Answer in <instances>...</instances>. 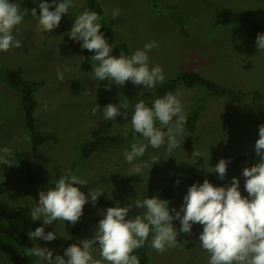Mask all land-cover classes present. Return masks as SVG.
Listing matches in <instances>:
<instances>
[{
  "label": "rangeland",
  "instance_id": "374dc122",
  "mask_svg": "<svg viewBox=\"0 0 264 264\" xmlns=\"http://www.w3.org/2000/svg\"><path fill=\"white\" fill-rule=\"evenodd\" d=\"M38 5L41 0H34ZM20 5L21 0H11ZM51 3V0H48ZM104 16L99 22L113 28V44L123 48L125 54L155 40L159 47L149 53L150 66L160 65L164 70L162 84L178 76L182 69L199 72L210 80L225 87L243 91L264 93V52L257 49L255 38L249 28L240 23H217L218 18L247 19L260 25L264 30V0H100ZM88 8L87 0H74V7L68 15H62L58 28L52 32L38 31L35 19L24 17L19 26L21 31L14 33L23 41L21 48L9 52H0V69L7 67L21 68L23 77L30 82H42L35 92L37 108L35 122L37 127L46 132L55 133L58 141H51L35 149L30 133L25 124V111L22 93L5 78L0 77V152L9 149L7 158L10 165L0 164V206L8 211L19 205H27L31 210L39 201V191L52 187L62 173L75 166L74 172L85 178L86 185H77L88 195L93 188L103 191L98 199H103L113 206L131 203L134 199L158 196L167 200L170 209H180L183 196L192 184L185 183L174 194L166 193V188L181 178L193 177L211 170L221 158L226 161L254 150L258 139L259 125L264 123V99L253 101L248 96L241 101L216 96L208 88L197 85L189 87L179 85L173 94H178L186 117L195 109L201 108L195 131L185 128L179 137L180 147L172 154L166 146L154 149L148 146L145 156L136 163L146 162L139 180L125 181L127 170L123 150L130 148V143L121 145L102 144L86 159H81L85 142L100 134L122 135L124 127L131 128L130 117L126 120L118 116L115 121L103 119L102 102L108 101L119 105L127 102L129 111L139 100L148 102L162 84L153 89L143 85H134L131 81L124 86L115 83L111 90H105L107 79L97 81L91 70H83L79 57L85 51L79 42L67 35L76 15ZM119 8L121 15L113 19L111 11ZM112 55L120 52L112 50ZM57 68L64 71L65 80L57 79ZM65 69H67L65 71ZM99 104L101 111L91 114V108ZM159 127V123L157 122ZM144 143L146 140L139 139ZM205 153L194 164H189L194 149ZM19 155V156H18ZM158 161L152 163V158ZM23 161L32 170L30 179ZM244 163L237 168H230L224 185L230 184L233 176L240 180V191L244 190V167L257 163ZM205 166V167H204ZM200 170H197V169ZM199 181L198 183H202ZM221 186L219 183H213ZM107 207L85 204L83 215L73 226L68 222L54 221L43 225V221H34L32 231L43 226L45 232H55L57 238L67 241L74 228H80L77 243L95 234V227ZM133 208L129 217L140 213ZM177 229L178 242H193V247L177 243L175 248H168L158 254L150 247V264H208L209 255L198 241L202 226L194 224L191 235L180 233V223L173 221ZM48 247L56 254L63 255L52 243L42 239H29L16 250L23 251L33 245ZM151 245V241H150ZM94 258L99 259V248L92 249ZM66 258V257H65ZM0 264H47L36 257L28 263L9 259L7 252L0 251Z\"/></svg>",
  "mask_w": 264,
  "mask_h": 264
},
{
  "label": "clouds",
  "instance_id": "9594fccd",
  "mask_svg": "<svg viewBox=\"0 0 264 264\" xmlns=\"http://www.w3.org/2000/svg\"><path fill=\"white\" fill-rule=\"evenodd\" d=\"M37 8L30 9V14L37 21L36 28L42 32H52L59 27L62 15H68L74 7V0H41ZM29 10H21L20 5L11 0H0V52H9L13 48H21L23 41L16 38L19 27ZM119 8H113L111 17H120ZM102 19L95 10L85 8L74 19L67 35L69 39L79 42L82 49L91 53L92 77L97 81L107 79L109 83L105 90L110 91L111 85L124 86L131 81L134 85H143L145 89H153L165 80L164 70L160 65L150 66L148 53L158 48L157 41L146 43L143 48L136 49L131 54L120 51L119 56L112 55L113 46L101 33ZM259 51L264 52V33H258L255 41ZM84 62L85 57H79ZM67 69H65L66 71ZM57 79L65 80L64 71L57 68ZM127 102L119 105L108 103L103 107V119L115 121L118 116L129 120L121 130L123 137L133 133L130 148L123 150V156L131 167L127 176L139 175L147 167L146 162L136 163L145 156L148 146L159 149L166 146L169 156L173 150L180 147L179 137L184 135V125L187 117L183 113V105L178 94L167 92L162 97H156L151 106L144 100H139L133 106L131 115ZM101 111L99 104L91 108V114ZM159 123V127L157 126ZM140 134L144 143L136 139ZM5 148V155H0V164L10 165ZM254 151L259 157L257 163L244 167V190L240 191V180L233 176L227 186H216L207 178L202 183L194 182L183 196L179 210L170 209L168 201L158 196L136 198L131 203L121 206H110L102 213V218L95 227V234L79 243L70 244L63 255L53 257L52 249L33 245L25 248L28 257H37L47 264H140L136 250L142 248L151 235L150 247L158 254H163L168 248L177 246L178 232L173 221L180 223L179 232L191 235L194 224L202 226L198 241L201 248L208 253V264H264V123L259 125L258 139ZM205 153L194 149L191 160L194 164L198 157ZM158 161L152 158V163ZM228 161L221 158L211 167L209 172L216 174L221 180L225 179ZM197 170H200L199 168ZM179 180L175 183L178 185ZM88 181L68 169L55 180L54 186L39 191V201L31 210V220H41L43 225H51L55 221H63L73 226L83 215V209L89 198L93 205L98 201L103 191L90 189L85 195L77 185H86ZM140 209V213L129 217L130 210ZM29 239L54 241L55 232H45L43 226L36 227L27 233ZM94 246L99 248V259L92 255ZM66 257V258H65Z\"/></svg>",
  "mask_w": 264,
  "mask_h": 264
},
{
  "label": "trees",
  "instance_id": "16d2710c",
  "mask_svg": "<svg viewBox=\"0 0 264 264\" xmlns=\"http://www.w3.org/2000/svg\"><path fill=\"white\" fill-rule=\"evenodd\" d=\"M88 8L95 10L100 14L101 17L104 16V9L100 2V0H87ZM21 5L23 10H29V13L25 15L26 18H31L30 9L35 7L37 8V12H39V5L34 0H21ZM226 22V23H240L246 25L251 31L253 37L256 40L258 33H264L263 28L257 23L247 20V19H238L233 17H228L222 19L221 17L217 19V23ZM101 33L107 38L109 44L113 46L112 50L121 51L123 48L117 47L113 44V28L106 25L103 22ZM82 56L85 57L84 62H82L83 70H91L92 69V61L90 60L91 53L85 50L82 53ZM4 77L12 86L18 88L22 93V102L25 111V124L30 133L32 145L35 149L39 148L43 144L51 141H58V137L55 133L46 132L40 130L35 122V111L37 108V100L35 98V92L42 85V82H30L27 81L23 77V72L21 68H11L7 67L4 69H0V77ZM179 85H186L189 87H194L197 85H202L208 88L213 92L216 96H221L228 98L231 101H241L242 99L251 96L253 101H259L264 99V93L256 90V91H243V90H235L232 88L225 87L219 83H216L209 78L201 75L199 72L182 69L177 77L169 80L168 82L157 87L153 98L148 102V105L151 106L152 101L156 97H162L167 92H174ZM108 101L102 102L103 105H107ZM201 113V108H195L188 116L187 122L184 125L188 130L195 131L197 121L199 119V115ZM136 139H142L140 134H136ZM133 140V133L129 131L128 137L125 139L123 135L115 136V135H107L100 134L93 139L85 142L81 151V159H86L92 155V153L97 149L99 145H121L126 143H131ZM0 155L1 152H0ZM19 156V155H18ZM259 160V157L256 156L255 151H249L241 156L234 157L228 161L227 172L230 168H237L244 163H253L255 160ZM30 179L33 178V173L30 165L26 162H22ZM75 166H73L72 171H74ZM207 178L211 183H219L221 186H225L224 182L227 179V173L225 179L221 180L216 174L213 172H206L203 174H199L193 177H186L179 179V184L177 185L175 182L171 184L168 188H166V193L174 194L185 183H194L203 181ZM140 177L138 175L129 176L125 179V181H133L139 180ZM1 186V183H0ZM54 186V185H53ZM92 203V202H91ZM95 205H103L105 207L113 206L109 202L98 199ZM30 208L27 205H19L15 210L8 211L0 206V251L3 253L7 252L9 259L12 261H18L20 263H28L36 260V257H28L24 254L23 251H17L16 248L18 246H24L28 240V232L32 231L34 226V221L31 220ZM80 235V228H74L71 237L67 241H63L59 238H56L52 243L61 253H64V250L72 243H77ZM152 237L149 236V239L145 242L144 246L138 250L134 254L138 255L140 264H150V241ZM178 244L183 245L185 247H193V242H183L180 241Z\"/></svg>",
  "mask_w": 264,
  "mask_h": 264
}]
</instances>
